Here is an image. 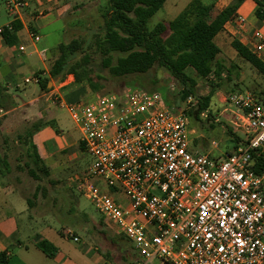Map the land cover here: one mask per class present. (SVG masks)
<instances>
[{"label":"built area","instance_id":"1","mask_svg":"<svg viewBox=\"0 0 264 264\" xmlns=\"http://www.w3.org/2000/svg\"><path fill=\"white\" fill-rule=\"evenodd\" d=\"M3 1L12 18L28 6L26 0ZM246 23L240 14L227 22L241 29ZM13 31L9 23L0 36ZM29 38L40 41L33 31ZM244 43L264 64V30L256 28ZM37 54L45 59L47 50ZM24 83L39 84V76ZM49 100L70 114L93 160L79 190L132 244L134 264H264V174L251 170L253 154L264 148L258 96L232 92L224 98L230 126L245 137L218 157L190 148L192 97L169 108L161 93L126 86L85 103L67 105L58 94Z\"/></svg>","mask_w":264,"mask_h":264},{"label":"rangeland","instance_id":"2","mask_svg":"<svg viewBox=\"0 0 264 264\" xmlns=\"http://www.w3.org/2000/svg\"><path fill=\"white\" fill-rule=\"evenodd\" d=\"M69 7L66 13L61 17L54 27L44 30L41 35L52 32V35L43 38L37 44L47 47V53L50 54L49 58L51 63L58 58L56 47L60 43H70L73 40H90L93 35L103 33V21L101 13L103 10V1L98 0H65ZM191 0H166L163 7L154 14L148 21V27L151 28L158 22L167 23L174 19L181 11L187 6ZM204 1V0H201ZM209 0H206L208 2ZM212 1V0H211ZM215 12L219 11L220 7L230 0H213ZM235 0H231L230 3ZM61 26L64 28L62 29ZM61 28V29H60ZM264 30V29H263ZM217 41V40H216ZM223 41L218 42L222 47ZM90 44L92 42L90 41ZM222 54L219 55V60L223 62L225 70L219 80H214L210 77L208 80L199 81L198 95L205 96L211 89H215V93L209 105V112L207 118L203 119L200 116L201 122H190L189 129L196 131V134H203L207 139L208 144L212 141L216 143L207 145L204 149L205 153L212 156L218 155L219 152L225 149H231L233 146L230 141V131H233L241 140L244 139V134L241 131H235L229 124L232 117L228 112H224L225 106L223 104L224 98L232 92H249L254 95H261L264 92V77L258 73L249 63L240 59L230 46L222 48ZM82 55H79L78 59ZM47 58V54H46ZM90 68L88 81L84 80L80 85L87 94L81 96L75 101L63 98L67 105L77 103H85L92 100L96 95L110 94L119 92L126 86H132L134 76L115 78L111 77L106 69H103L100 59L94 60ZM102 76V80H98L96 76ZM151 75L157 78L164 79L166 82V73L155 68L151 71ZM73 77V76H72ZM67 79V78H66ZM65 79V80H66ZM169 94L176 93V85L168 83ZM10 94H17L15 91L10 90ZM48 97H46L47 99ZM171 97H169L170 99ZM50 109V122L48 126L52 131L58 132L61 136L69 134L77 142L78 146L74 149L67 151V156L62 168L51 172L48 178L38 173L39 180H34L28 174L26 163L30 161L25 157L23 150L27 145H21V141L25 136L26 129L21 124L19 114L16 112L8 113V115L1 117L0 121L5 124V130L0 132V136H8V142L1 145L0 153L7 154V162L10 166L11 174L9 179L12 186L18 187L21 195L31 202L37 198L40 202H45L43 206L44 212L48 211L53 218L51 230L49 235L52 239L58 240V247L62 251H71L73 248L81 246V241H85L89 235H92L93 247L98 250L108 264H133L135 252L133 251L132 244L127 241L122 235L117 232V229L110 222H106L102 215L95 209L91 201L79 190L81 179L86 173L88 168L92 165V158L80 148V132L73 122L70 114L65 109H60L57 106ZM43 103V100H42ZM47 103V104H48ZM20 105V101L18 100ZM181 106V105H180ZM175 108V107H169ZM192 108V105H191ZM190 108V109H191ZM8 110L9 107L4 108ZM49 119V118H48ZM216 120V121H215ZM214 122V123H213ZM213 123L214 126L209 128L208 124ZM55 134V133H54ZM192 143L198 144L199 140L193 139L194 133L191 134ZM18 143L15 144L14 141ZM17 180L18 184L16 183ZM118 201L122 196L115 195ZM95 226V227H93ZM61 227H67L75 235L81 239L80 243H73L72 241H64L59 234L56 236L55 232H59ZM50 239V238H49ZM56 241V244L57 242ZM51 243V241H48ZM53 244V243H51ZM54 245V244H53ZM147 264H164L163 262L153 260Z\"/></svg>","mask_w":264,"mask_h":264},{"label":"trees","instance_id":"3","mask_svg":"<svg viewBox=\"0 0 264 264\" xmlns=\"http://www.w3.org/2000/svg\"><path fill=\"white\" fill-rule=\"evenodd\" d=\"M98 1L104 3L101 13L103 33L93 35L90 40L58 44L56 50L59 56L50 65L49 78H39L40 89L47 92L50 80L63 82L69 75L73 76L76 83L86 80L92 86L87 78L92 71L91 63L98 58L102 68L111 77L134 76L132 87L150 93H161L168 107L179 109L188 97H192L188 118L192 123L201 122L200 114L203 111L209 112L215 89H211L205 96H199V81L210 77L219 80L226 69L219 60L221 52L214 38L236 14L240 0H235L217 12L213 4L206 5L201 0H191L174 19L166 24L158 22L151 28L148 27L149 19L163 7L166 0ZM257 5L255 15L258 23H261L264 21V0H259ZM13 29V32H6L2 36L6 44L15 41L16 33L21 29L20 24L15 22ZM231 47L240 59L249 63L264 77V64L246 47L237 40H232ZM79 55L82 56L78 59ZM155 68L166 73V82L165 78L151 75ZM187 69H191L194 74L188 75ZM101 77L96 76L98 80H102ZM170 81L177 88L174 94H169L167 88ZM257 96L264 102V92ZM213 123L208 124L209 128L214 126ZM229 134L233 146L230 150L225 149V153L235 150L241 141L233 131ZM79 145L83 149L80 143ZM31 150L27 153L30 164H25L29 176L39 180L40 173L48 178V169L36 152ZM2 161L5 166L8 165L6 158L0 159V163ZM251 170L257 176L264 174V148L253 154ZM36 247L48 258H53L57 253L55 246L47 240L39 241ZM135 260L134 258L133 264ZM0 264H6L3 253L0 254Z\"/></svg>","mask_w":264,"mask_h":264},{"label":"crops","instance_id":"4","mask_svg":"<svg viewBox=\"0 0 264 264\" xmlns=\"http://www.w3.org/2000/svg\"><path fill=\"white\" fill-rule=\"evenodd\" d=\"M26 1L28 6L21 9L17 16L12 18L5 9L4 1L0 0V27L9 23L13 26L15 22L21 26V29L16 33L15 41L10 44H6L0 36V118L12 112L19 114L21 124L26 129L25 136L21 141V145H27L23 150L25 157H27L28 151L33 148L32 150L36 152L51 175V172L62 168L67 151L78 146V142L69 134L61 136L47 125L50 122L48 121L51 115L50 109L53 107L48 103V98L58 94L62 99L68 98V100L75 101L79 97L91 95V93L83 91L82 87L74 82L71 75L67 76L63 82L50 80L47 92H43L39 84L24 83V79L32 75L49 78L51 65L49 53L45 59L37 54L38 50H47V47L34 44L29 38V31L38 34L40 41L43 38L46 39L52 35V32L45 35H41L40 32L54 27L61 21V17L69 7L65 0ZM258 1L240 0L236 14L244 16L247 23L243 29L227 23L224 25L223 31L214 38L220 49V55L223 47H231L232 40H237L245 46V39L250 38L256 28L264 29V21L258 23L255 15ZM202 2L206 5H215L213 0ZM230 2L231 0L220 7L219 11L231 4ZM61 28L64 27L61 26ZM242 32L243 36L240 35ZM220 41L224 43L222 47L218 43ZM19 47H23L24 50L20 51ZM231 49L233 48L231 47ZM187 74L192 76L194 72L187 69ZM10 90L15 91L18 95L10 94ZM46 97L48 98L46 99ZM6 106L9 107L8 110L4 109ZM4 130L5 124L0 121V132ZM191 132L195 135L193 139L199 140V142L198 144L192 143V137H190V148L193 151L205 153L204 148L209 145L207 139L201 133L196 134L194 130ZM7 137L0 136V147L8 142ZM14 143L17 144L18 140ZM210 145L214 147L216 143L212 141ZM220 154L223 152H219L216 157ZM5 158L7 160V154L0 153V159L4 160ZM10 174L9 164L5 166L2 161L0 163V254H5L6 264H108L100 254H97L98 250L93 247L91 234L85 241H81L79 236L67 227H61L59 232H55L56 236L59 234L64 241H72L65 234L70 231L74 237L78 238L77 242H72L80 243L81 241V246L73 248L71 251H62L58 247L59 241L52 239L49 235L55 216L50 215L48 211L44 212L45 202H40V199L28 202L27 198L21 195L18 187L12 186L8 178ZM14 181L18 184L16 179ZM41 240L51 241L54 244L57 253L53 258L46 257L36 247V244ZM56 241H58L57 244Z\"/></svg>","mask_w":264,"mask_h":264},{"label":"water","instance_id":"5","mask_svg":"<svg viewBox=\"0 0 264 264\" xmlns=\"http://www.w3.org/2000/svg\"><path fill=\"white\" fill-rule=\"evenodd\" d=\"M49 88V87H48ZM195 109H197V108H195Z\"/></svg>","mask_w":264,"mask_h":264}]
</instances>
